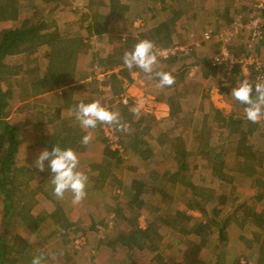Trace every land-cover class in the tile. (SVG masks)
<instances>
[{
  "label": "trees",
  "instance_id": "1",
  "mask_svg": "<svg viewBox=\"0 0 264 264\" xmlns=\"http://www.w3.org/2000/svg\"><path fill=\"white\" fill-rule=\"evenodd\" d=\"M174 1H160L163 4L162 9L170 8L172 15L154 25L146 33L140 34L141 39L151 40L156 47H168L180 43L175 40L177 37L175 22L181 12L171 5ZM43 2L45 6L41 7L35 0H0V23H14L12 26L0 28V200L2 203L0 264H31L32 257L41 252L46 254L47 261L46 251L44 249L34 251V246L29 243L27 237L38 234L48 225L58 227V231H62L60 234L67 236L65 229L68 230L75 225L71 216L73 212L65 210L69 201H72V194L66 193L63 199L55 200L52 195L53 186L50 183L51 171L48 162L45 161V170L40 172L34 161L42 150L47 148L51 151L55 144H59L62 148L71 147L75 151L84 149L81 139L85 132L81 130L74 114L72 118H63L61 112L63 110L73 112L74 107L81 101L87 103L94 100L92 96L77 94L85 84H92L98 80L91 73L79 71L78 62L87 51L89 37L94 33L107 31L104 22L109 21L111 15L118 14L120 10V0L104 2L105 11L98 6L97 0H88L83 8L72 9L74 18H77L76 20H79L87 31L86 39L79 31L68 35L61 32L55 15L62 4L66 6L64 0H43ZM23 8L26 9L25 12ZM127 41L123 46H116L112 55L99 58L96 62H92L91 66L95 68L94 71L99 69L98 73L103 74L101 82L109 86L112 94L109 101L112 102L117 98L116 104H110L108 109L118 111L121 120L130 125V133L115 131L123 150L132 151L141 162H147L153 155L152 145L168 144L174 155L177 166L162 174L158 170H151L150 174V177L159 178L160 183L162 182V191L157 197L167 202L166 225L188 237L189 259L197 264H226L225 246L229 227L236 224L241 229L249 228L251 236L248 238L240 236V238L250 251L255 252L254 264H264V152H258L253 143L255 139L264 138V124H254L244 116L225 114L219 108L210 107L208 111H203L199 126L195 128L197 135L195 153L206 161L214 178L224 183H232L236 175L229 174L228 170L231 169L242 175L253 188V192L245 199L239 201L235 197L234 205L225 210V201L216 203L214 188L194 181V174L188 163L190 151L186 148L182 137L173 138L169 143L164 133L155 135L149 126L139 122L138 115L132 112L131 104L123 102L122 97L125 96L123 78L128 84L133 83L134 79L131 77L133 70L123 66L122 56L125 51L131 50L132 45L138 40L130 37ZM42 47L47 48L44 54L46 60L44 66L42 67L39 62L32 65L34 61H31V56ZM188 55L178 52L169 55L166 59L163 58L167 64L160 71L169 72L176 79L177 73L172 68L177 62L185 61ZM21 56L25 59L17 61L15 57ZM210 59L209 55H204L197 57L194 62L200 65V76L203 78L220 72L212 65ZM116 68L118 71H113ZM157 70L158 68L155 69ZM108 71L111 72L107 73ZM20 73L24 76L17 78ZM185 76H187V67L183 68L179 77ZM13 77H16L14 81L11 80ZM88 78H90L89 82H85ZM153 80L158 82L155 77ZM175 85L176 83L172 86ZM50 92L55 94H52L50 103L44 106L46 109L37 121L38 126L36 124L34 127L32 144L28 146L39 147L40 150L36 152L32 164H20L17 154L21 143V131L19 124H14L9 118L10 108L18 101L24 102L30 97ZM178 92L175 89L166 100L170 107L169 119L175 118L181 109L179 100L182 96ZM238 105L244 110V105L239 102ZM21 107L29 108V102L23 103ZM209 119L213 121L212 126L222 130L227 138L232 139L227 150L225 149L220 155L216 154L217 146L211 144L214 127L209 128ZM101 125L98 124L94 131L104 141V157L100 162H92L86 170L88 175L95 174L93 179L95 189L105 186L111 176L113 177L115 166L122 161L119 157V149L110 148L108 138L103 137ZM177 183L185 187L184 208L172 206L173 195L167 190L168 186ZM118 184L122 189L126 206L136 213L122 215L119 224L122 232L117 240L119 245L127 248L129 255L135 253L137 249H147L152 254L153 264H174L163 251L168 247L166 244L168 242H163L164 236L157 231L151 217V214L156 215L161 211L153 204L148 205L146 199V194L149 193L148 180L136 175L129 184L124 185L121 180ZM231 186H235V183ZM39 193L55 200L53 211L33 213ZM67 200H69L68 204H65ZM145 210H148L150 215L148 214L146 226H141L137 217L138 213ZM116 211L121 213V208L118 207ZM189 211H196L199 215L196 216ZM124 220L131 223L130 228L124 227ZM102 223L103 227L106 226V222ZM209 246L213 256L206 258L202 251ZM247 264L252 263L248 260Z\"/></svg>",
  "mask_w": 264,
  "mask_h": 264
},
{
  "label": "rangeland",
  "instance_id": "2",
  "mask_svg": "<svg viewBox=\"0 0 264 264\" xmlns=\"http://www.w3.org/2000/svg\"><path fill=\"white\" fill-rule=\"evenodd\" d=\"M64 1L66 2V6H64V4H62L64 2H62V7L55 15L58 19L61 32L68 35L75 34V32L79 31V33L87 39L88 34L86 29L79 20H76L77 18H74V14L71 12L72 9L83 8L86 0ZM232 1H234V5L242 7L245 6L247 0ZM35 2L41 7L45 4L43 0H35ZM122 2L124 12L118 17L112 16L109 21L104 22L107 31L103 33H94L89 37L87 51L81 56L78 62L79 71L91 73L93 76L95 75L98 80L92 84L87 83L77 94L79 96H92L94 100H99L106 108H109L110 104H116L117 98H114L112 102L109 101L112 96L110 88L108 85H104V83L101 82L103 74L98 73L99 69L94 71L95 68L91 66V63L94 61L96 62L99 58L112 55L115 47L127 44V39L130 37L140 40V34L146 33V31L157 24L158 21L172 15L170 8L161 10L162 6L160 7L159 5L146 9V7H144L145 5L138 3L129 10L130 5L125 0ZM221 2L222 0H175L171 5L177 10H182L180 13L181 17L175 22L176 29L181 31L175 34L177 36L176 39L180 41L178 44L191 46V44L193 45L198 41L200 45L190 49L187 53V55L189 54L188 58L183 61L184 63L181 60L173 66L172 70L177 73H174L176 74L175 86L161 88L158 86V82L154 81L153 78H147L142 70L133 68L131 77L135 82L134 84H128L127 80L123 78L122 86L125 88V96H123L122 99L124 103L129 102L131 108L140 106V113L138 115L139 122L149 126L155 135L158 136L164 133L169 143L173 138L182 137L186 148L190 151L188 163L194 174V181L198 184L214 188L216 190V203L225 201V210H228L234 205L235 197L241 201L253 192V188L248 185L242 175H239L231 169H229L228 172L231 175H236L232 182L235 183V186H231L232 183H224L214 178L206 161L195 153L197 143L195 128L199 126L203 111H208L210 107L219 108L225 114L233 113L234 116H244V111L242 107L238 105V102L231 96V91L221 87L219 77L223 70L216 73L214 76L211 75L207 78H203L200 76V65L197 63L199 66L195 74L189 76L190 68L193 66L191 64L195 62L196 58L204 55L211 56L215 52L216 43H220L215 40L203 42L204 40H202L199 32L207 28L213 29L214 31L223 30L225 23H227V19L225 15H223L222 9H224L225 2L227 1L222 5ZM195 9L197 12L201 11L200 14L205 12L204 18H201L202 16L197 18L196 14L198 13H195ZM219 9L221 11H219ZM23 11L25 12L26 9L23 8ZM134 22L136 23L134 24ZM12 25H14L13 22L0 23V28ZM180 28H182V30ZM241 37L243 39L245 38L243 35ZM233 41H235V39ZM232 43L236 44H232L234 47H237V42ZM46 51L47 48L42 47L35 55L31 56V61H34L32 65L39 62L43 67L46 61L44 58ZM261 52L263 53V51ZM15 58L17 61H23L25 59L22 56ZM212 58L210 59L211 61ZM182 63L184 64L183 67H181ZM166 64L167 62L158 55V64L155 66V69L158 68L160 71ZM184 67H187V76L181 78L179 76ZM113 71L117 72L118 68ZM110 72L111 71H108L107 73ZM19 76H24V74L20 73L17 78ZM15 78L16 77H13L11 80L14 81ZM175 89H177L180 96H182L179 100L181 109L178 111V115L175 116V118L169 119L168 114L170 107L166 100L170 94L174 93ZM58 92H60V90H58ZM52 94L55 93H50L45 97L41 96L36 99L37 101L35 100V104L38 106L37 108L40 109L42 106L41 110L45 111L46 108L44 106L50 103L53 98ZM15 105L16 103L12 105L10 110H12ZM34 111H36V109ZM29 113L23 117L26 118V120L35 121L36 117L34 114L32 113L31 115ZM72 113L73 112L63 110V118H72ZM11 118L16 123L20 122L19 116L16 117L13 115ZM263 122L264 120H262L260 124L263 125ZM208 124L209 128L214 127V125L212 126L213 121L211 119H209ZM30 133L32 134L31 130L25 129L20 132L21 139L25 143L24 145L31 142L32 135ZM212 134L211 144L217 146L216 154L220 155L225 149L227 150V146L232 139L227 138L226 133L219 130L217 127H214ZM92 137L88 145L87 155L84 156L77 152L80 158L79 170L84 173L92 163L91 161L95 160V157H92L95 156L94 153L97 154L101 152L100 148L103 147V142H98L101 138H99L98 134L97 136L93 134ZM113 139H115V137ZM93 142H96V144ZM253 143L258 152H264V138L255 139ZM110 144L122 150V161L118 163L113 170L114 178L111 176L105 186L100 189H95L93 188L95 174L92 173L88 175L86 172L88 176L86 198L81 202V205L73 204L74 211L72 210L73 213L72 211L70 212L73 218H78L80 220L68 230L65 229L67 231V236L60 234L62 231L59 232L58 227L53 225H48L49 227H45L38 234L28 236L27 240L30 244H33L34 251H40L41 249L46 251L48 255L46 264H153L151 261L152 254L147 249H137L135 253L129 255L128 253L130 252L128 249L121 247L117 241L119 234L122 232L121 226L119 225L122 215L136 214L135 210L126 206L123 199L124 195L122 189L119 188L118 181L121 180L124 185H127L131 182L133 176L140 175L148 180L147 190L149 193L146 194L148 205L152 206L153 204L161 211L156 215L151 214V217H153L157 231L164 236L163 242H168L166 243L168 247L163 250L165 255L168 256L167 258L170 259L169 261H172L174 264H197L189 259L188 237L179 234L176 230L166 225L165 214L167 211V202L163 201L161 197H157L162 191V182L160 183L159 178L155 179L150 177L151 170H158V172L162 174L164 171L177 166L174 155L168 144L152 145L153 155L147 162H141L132 151H124L123 147L118 144V142H110ZM25 158V153H22L17 160L20 164L26 165V163L23 162ZM196 166L197 168H195ZM175 185H170L167 189L169 193L173 195L172 206L184 208L185 187L180 183ZM52 195L54 194L52 193ZM36 198L37 203L32 210L34 214L42 213V211L47 213V211L55 208V200L57 199L55 196L53 197L55 200H53L39 193ZM68 201L69 200H67L65 204H68ZM1 206L2 203L0 200V208ZM71 206L72 202L69 201L68 207ZM118 207L121 208V213H117L116 209ZM189 213H193L196 216L199 215L196 211H189ZM138 214V223L141 226H146L149 214L148 210ZM102 222H106V226L103 227ZM123 224L126 228L131 227V223L128 220H124ZM128 230L129 229H127V231ZM250 230L249 228L241 229L236 224L229 227L227 231L228 241L225 246L226 264H247L248 260L254 264L256 259L255 252L250 251L240 238V236L246 238L250 237ZM108 238L111 239L106 241ZM213 240H215L214 237ZM211 246L202 251L204 257L210 258L213 256V254H211Z\"/></svg>",
  "mask_w": 264,
  "mask_h": 264
},
{
  "label": "clouds",
  "instance_id": "3",
  "mask_svg": "<svg viewBox=\"0 0 264 264\" xmlns=\"http://www.w3.org/2000/svg\"><path fill=\"white\" fill-rule=\"evenodd\" d=\"M122 61L126 69L138 68L146 74L147 78H157L158 86L161 88L170 87L175 83V77L171 73L154 71L158 64V53L151 40H138L131 50L123 53ZM230 94L234 100L244 105L246 120L254 124L264 120V82L254 83L245 74V78L237 86L232 87ZM132 112L139 115L140 106L134 107ZM73 113L75 120L83 129H95L98 124H104L112 126L117 132H131L130 125L121 120L119 112L106 108L99 100H90L87 103L81 101L74 107ZM92 138L91 132H88L82 137L81 143L88 145ZM45 161L48 162L51 171L50 183L53 186L54 196L63 199L66 193H71V202L80 204L87 195L88 176L79 170L80 158L75 150L55 144L51 151L47 148L42 150L34 161V165L40 172L45 170ZM31 264H46V254L41 252L34 255Z\"/></svg>",
  "mask_w": 264,
  "mask_h": 264
},
{
  "label": "built area",
  "instance_id": "4",
  "mask_svg": "<svg viewBox=\"0 0 264 264\" xmlns=\"http://www.w3.org/2000/svg\"><path fill=\"white\" fill-rule=\"evenodd\" d=\"M247 7L249 10L247 13L240 10L235 14L230 27L221 31L207 28L201 33L202 40H215L222 43L211 63L219 71L223 69L219 82L224 88L232 89L237 86L245 78V74L254 83L264 82V55L260 51L261 48H264V0H247ZM242 35L245 36L243 44L246 50L242 52L230 51L229 43ZM194 44L191 46L172 44L168 47H155L158 55L164 58L178 52L187 54L192 47L200 45L198 41ZM197 69L198 66L193 65L190 68L189 76H193ZM105 133L110 140L116 137L112 126L107 125Z\"/></svg>",
  "mask_w": 264,
  "mask_h": 264
},
{
  "label": "crops",
  "instance_id": "5",
  "mask_svg": "<svg viewBox=\"0 0 264 264\" xmlns=\"http://www.w3.org/2000/svg\"><path fill=\"white\" fill-rule=\"evenodd\" d=\"M107 0H97V3H98V6H100V8H105V4H104V2H106ZM123 0H120V10H119V13L118 14H116V15H111V17L112 16H114V17H118L119 15H121V13H123L124 12V7H123V2H122ZM129 5H130V7H129V10H130V8L132 9V7L134 6V5H136V4H141V5H145L144 7H146V9L148 8H152L153 6H157V5H159L160 7L161 6H163V4L160 2L161 0H125ZM225 1H227V2H225ZM225 2V6H224V9H222V13H223V15H225V17H226V19H227V23H225V27H223V29H225V28H228V27H230V25H231V22H232V20H233V18H234V16H235V14L238 12V11H242V12H244V13H247L249 10H248V7H247V1L245 2V6H236V5H234V1H232V0H222V2H221V5L223 4ZM85 4H87V0H86V2H85ZM164 5H166V4H164ZM143 7V8H144ZM145 9V8H144ZM221 9V8H220ZM219 9V11H221ZM104 10V9H103ZM161 10H163V9H161ZM105 11V10H104ZM106 11H107V9H106ZM180 12H182V10H179ZM195 11V13L197 12L196 11V9L194 10ZM198 14H196L197 15V18L199 17L200 18V16H202L201 18H204V13L205 12H202L203 14H200L201 13V11L200 12H197ZM220 13V12H219ZM183 14V13H182ZM194 14V13H193ZM192 14V15H193ZM183 16V15H182ZM193 16H195V15H193ZM181 17V15L179 16V18ZM184 17V16H183ZM178 18V19H179ZM167 19V18H166ZM166 19H161L160 21H158V23L159 22H161V21H163V20H166ZM177 19V20H178ZM177 22V21H176ZM136 22H134V24H135ZM156 25V24H155ZM181 30H182V28H180ZM175 31H176V33L177 32H179L180 30H178V29H176V26H175ZM181 32V31H180ZM202 33V31H200L199 32V35ZM188 36H189V34H188ZM177 40V39H176ZM243 38L242 37H238V38H235V41H231L230 43H229V45H228V48L230 49V51H233V52H239V51H245L246 50V48H245V45L243 44ZM178 41V40H177ZM206 41H208V40H204L203 42H206ZM176 42V41H175ZM188 42V41H187ZM232 42H237V47H234L233 45H236V44H233ZM186 43V42H185ZM174 44H177V43H174ZM233 44V45H232ZM222 46V43H216V45H215V54L219 51V49H220V47ZM237 48V49H236ZM260 51H263V54H264V48H261L260 49ZM213 53V54H214ZM213 54L210 56V58H212V56H213ZM191 65H197L196 63H193V64H191ZM197 66H199V65H197ZM97 78V77H96ZM90 78H88V79H86L85 80V82H87L88 80H89ZM89 82V81H88ZM134 82H135V80H134ZM134 82L133 83H131V84H134ZM86 85V84H85ZM231 91V90H230ZM51 93V92H50ZM50 93H44V94H40V95H36V96H33V97H30L27 101H22V102H20V101H18V102H16V105H15V107L14 108H12V110H10V114H9V118L12 120V116L14 115V116H19V121L20 122H18V123H16V122H14V120H12V122L14 123V124H19V127H20V131H23L24 129L25 130H31L32 131V137H33V131H34V127L36 126V124H37V121H38V119L42 116V108H40V109H38L37 107V105L35 104V102L37 101L36 99H38L39 97H41V96H43V97H45L46 95H49ZM36 100V101H35ZM30 101V102H29ZM25 102H29V105H30V107L29 108H23V107H21L22 105H23V103H25ZM41 106V105H40ZM36 109V111H34ZM30 112V113H29ZM31 114L32 115V113L34 114V116L36 117L35 118V121H29V120H26V118H24L23 116L24 115H27V114ZM63 114V112H61V115ZM74 113H72V115H73ZM263 124H264V122H263ZM262 125V124H261ZM37 126H38V124H37ZM81 127V126H80ZM106 127H107V125H104V124H102L101 125V129H102V131H103V133H102V135H103V137L104 136H106L107 137V135H106V133H105V129H106ZM81 130H83L85 133H84V135L86 134V133H88V132H91V134L93 135V134H95V136H97V134H96V131H94V129H83V128H81ZM47 132H49V130H47ZM83 135V136H84ZM31 137V138H32ZM20 138H21V134H20ZM97 138V137H96ZM99 138H100V136H99ZM108 138V137H107ZM98 142H104V141H102V139L100 138V141H98ZM107 142H119L118 141V136H116L115 137V139H113V140H110L109 138H108V141ZM94 144H96V142H93ZM25 143L22 141V139H21V143H20V146H19V150H18V154H17V158H19V155H21L22 153H25V156H26V158L25 159H23V162H25L26 163V165H30V164H32L33 163V161H34V159H35V155H36V152H38L39 150H40V148L39 147H34V148H31V147H28L29 145H31L32 144V141L29 143V144H27V145H24ZM119 144V143H118ZM89 145V144H88ZM88 145H84V149L82 150V151H75L76 153L77 152H79L80 154H82V155H84V156H86L87 155V152H88ZM103 148H104V143H103V147L102 148H100L101 149V152H99V153H94L95 154V156H92V157H95V160H92L91 162H100L101 160H102V158L104 157V154H103ZM110 148H112V149H116V147H113L112 146V144H110ZM119 149V148H118ZM97 152V151H96ZM121 153H122V150L121 149H119V157L121 158ZM78 154V153H77ZM79 157V156H78ZM99 157V158H98ZM96 158H98V159H96ZM39 197V196H38ZM79 205H81V203L79 204ZM79 205H77L78 207H80ZM55 208H53V210H54ZM74 209V207H73V203H72V206L71 207H65V210L67 211H72ZM53 210H49V211H47V213H49V212H51V211H53ZM74 211V210H73ZM72 211V212H73ZM78 220H80V219H78V218H72V221L74 222V224L76 225L78 222ZM80 222V221H79ZM47 259H48V255H47Z\"/></svg>",
  "mask_w": 264,
  "mask_h": 264
}]
</instances>
